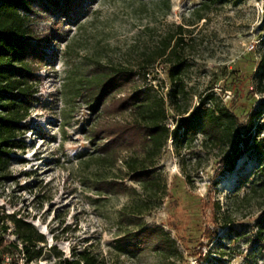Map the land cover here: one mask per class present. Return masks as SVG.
I'll list each match as a JSON object with an SVG mask.
<instances>
[{
    "label": "rangeland",
    "instance_id": "374dc122",
    "mask_svg": "<svg viewBox=\"0 0 264 264\" xmlns=\"http://www.w3.org/2000/svg\"><path fill=\"white\" fill-rule=\"evenodd\" d=\"M203 1L88 0L74 20L34 7V33L54 27L59 35L44 48L45 64L36 66L37 99L18 134L24 148L12 149L0 162L5 237L18 240L16 219L43 235L36 247L41 256L29 263L16 257L18 264H66L82 250L103 264H264V191L254 151L218 175L221 148L200 134L187 147L170 138L153 165L160 184L149 188L130 179L124 160L133 152L102 159L89 135L98 114L84 93L100 65L141 72L147 66L146 78L140 74L117 98L149 85L164 97L166 123L174 127L169 64L146 61L171 36V44L183 39L181 80L189 107L212 94L244 125L251 111L264 106L258 85L261 78L264 83V0ZM255 123L264 129V114ZM142 227L161 231L168 248L133 240Z\"/></svg>",
    "mask_w": 264,
    "mask_h": 264
},
{
    "label": "trees",
    "instance_id": "16d2710c",
    "mask_svg": "<svg viewBox=\"0 0 264 264\" xmlns=\"http://www.w3.org/2000/svg\"><path fill=\"white\" fill-rule=\"evenodd\" d=\"M87 1L0 0V162L12 149L24 148V144L18 141V134L27 128L28 125L21 122L37 99L35 84L39 79L36 66L45 64L44 48L50 44L51 36L59 35L54 27L44 35L35 34L29 16L37 6L39 10L62 14L68 20H74ZM206 1H203V6ZM178 28V33H182V26ZM171 38L161 41L146 61L153 63L159 58L169 64L168 78L173 85L168 95L169 105L178 116L172 129L166 123L168 114L164 97L151 92L149 85L133 88L117 98L140 74L146 78L147 66H141L142 72L128 68L111 69L104 65L94 70L84 96L91 110L98 114L90 125L89 135L102 154L101 158L117 160L121 152H133L131 157L124 160L130 179L153 188L160 184L153 169L154 161L167 141L172 138L177 147H187L200 134L204 141L222 149L218 175L233 171L242 155L254 151L260 159L258 173L261 180L258 185L264 191V129L262 123H255V119L264 114V106L259 105L251 111L244 125L239 123L231 108L214 101L212 94L205 95L196 106L189 107L185 100L187 91L181 80L184 61L180 46L183 39L178 36L171 44ZM258 85L259 91L264 92L263 78ZM110 113L124 118L115 122H102L99 118L101 114ZM140 152L142 157L139 156ZM111 185L121 189L122 184L113 181ZM213 204L217 206V203ZM214 221L218 222L216 212ZM15 222L20 228L17 241L5 237L9 227L0 219V264H18L16 257L19 256L29 263L42 254L41 248L36 247L42 242L43 235L30 224L18 219ZM259 233L263 234L262 231ZM133 236V240L144 243L156 241L157 247L168 248L166 239L158 229L142 227ZM135 242L131 241V244ZM65 263L103 264L88 250L77 252L72 260H65Z\"/></svg>",
    "mask_w": 264,
    "mask_h": 264
}]
</instances>
